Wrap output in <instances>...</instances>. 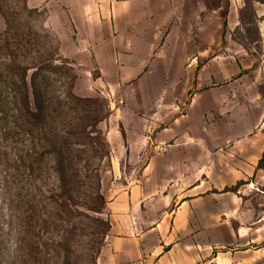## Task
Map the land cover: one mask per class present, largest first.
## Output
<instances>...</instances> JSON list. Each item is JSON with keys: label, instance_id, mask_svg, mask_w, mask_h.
<instances>
[{"label": "rangeland", "instance_id": "rangeland-1", "mask_svg": "<svg viewBox=\"0 0 264 264\" xmlns=\"http://www.w3.org/2000/svg\"><path fill=\"white\" fill-rule=\"evenodd\" d=\"M167 7L150 38L104 54L129 66L121 80L63 52L45 9L0 0V264H95L106 202L150 158L161 178L182 161L226 181L256 164L219 205L236 196L241 226L264 224V0Z\"/></svg>", "mask_w": 264, "mask_h": 264}, {"label": "crops", "instance_id": "crops-1", "mask_svg": "<svg viewBox=\"0 0 264 264\" xmlns=\"http://www.w3.org/2000/svg\"><path fill=\"white\" fill-rule=\"evenodd\" d=\"M168 1L26 0V5L45 9V24L61 29L63 52L69 45L71 55L92 58L100 78L109 71L125 80L129 72L125 61L109 63L104 54L108 56L114 42L150 38L147 31L165 18ZM151 163L150 158L140 180L106 202L108 229L95 264H264L260 247L264 224L252 230L242 227L236 209L242 201L236 196L232 198L236 208L219 205L225 195L219 191L247 181L256 164L232 168L233 177L226 181L218 171L203 166L194 169L190 179L186 161L177 163L171 176L155 177Z\"/></svg>", "mask_w": 264, "mask_h": 264}, {"label": "trees", "instance_id": "trees-1", "mask_svg": "<svg viewBox=\"0 0 264 264\" xmlns=\"http://www.w3.org/2000/svg\"><path fill=\"white\" fill-rule=\"evenodd\" d=\"M35 106H36V104H35ZM36 108H38V106H36Z\"/></svg>", "mask_w": 264, "mask_h": 264}]
</instances>
